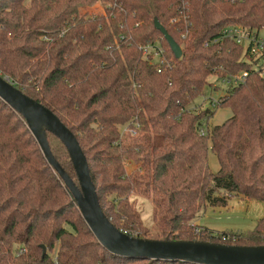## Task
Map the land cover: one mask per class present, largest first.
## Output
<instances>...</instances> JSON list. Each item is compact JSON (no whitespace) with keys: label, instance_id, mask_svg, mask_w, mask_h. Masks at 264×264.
Returning <instances> with one entry per match:
<instances>
[{"label":"trees","instance_id":"1","mask_svg":"<svg viewBox=\"0 0 264 264\" xmlns=\"http://www.w3.org/2000/svg\"><path fill=\"white\" fill-rule=\"evenodd\" d=\"M98 1L108 4L91 16ZM155 19L182 48L180 59ZM231 26L259 37L264 0H0V74L73 132L101 207L121 231L264 246V217L245 234L205 230L198 238L192 229L207 205L226 206L231 194L264 201V43L257 53L256 42L236 44L224 34ZM157 44L165 62L144 57ZM243 73L246 80L221 100L233 116L202 134L213 111L195 114L189 106L209 76ZM125 125L134 133H122ZM48 138L78 185L64 144ZM210 147L217 173L208 165ZM129 160L138 165L131 174ZM134 194L152 203L155 237ZM0 264L183 263L103 248L24 117L0 98Z\"/></svg>","mask_w":264,"mask_h":264},{"label":"water","instance_id":"2","mask_svg":"<svg viewBox=\"0 0 264 264\" xmlns=\"http://www.w3.org/2000/svg\"><path fill=\"white\" fill-rule=\"evenodd\" d=\"M155 28L167 40L177 59L182 48L158 19ZM0 98L21 114L36 138L45 159L59 174L70 191L89 229L98 243L113 255L150 261L183 264H264V246H232L206 241L156 240L128 235L105 215L93 183L87 158L73 132L48 108L17 88L0 74ZM61 140L67 149L78 177L77 185L55 159L48 134ZM44 254L46 247L42 246Z\"/></svg>","mask_w":264,"mask_h":264},{"label":"rangeland","instance_id":"3","mask_svg":"<svg viewBox=\"0 0 264 264\" xmlns=\"http://www.w3.org/2000/svg\"><path fill=\"white\" fill-rule=\"evenodd\" d=\"M108 3H103L98 1L93 7V13L90 12L91 16H94L96 12L104 9ZM81 9V13L84 15L85 10ZM264 34V31H261ZM241 46V45H240ZM243 46V45H242ZM247 42H244V47L246 48ZM151 51V49H149ZM145 58H147L144 55ZM152 60L154 61L155 59ZM157 60V59H156ZM218 75H212L208 78V84L204 89L203 96L195 99L193 103L189 106L195 114L204 113L206 110L213 111V115L209 119L204 120V131L207 132L209 129H213L226 120L233 116V112L228 107H221L222 98L230 93L232 89L228 84H225ZM119 129L122 133L129 132L131 129L125 125L120 126ZM131 132L134 133L132 130ZM208 165L212 173H217L220 170V165L215 153L211 151V147L208 151ZM126 172L128 174L133 173L138 170V165L133 161L129 160L126 164ZM112 196H109L110 199ZM131 200L133 201L136 208L139 210L141 215H143V220L145 224L151 228V236L155 237V231L157 227L152 220V203L149 199L133 195ZM264 217V201H259L255 199H248L242 196L231 194L227 196V205L222 207H214L207 205L200 213L198 219L192 223V229L194 235L198 238L202 236L203 231H211L214 234L221 235L223 233H228L226 235H231L232 233H248L252 231L257 222ZM125 233V232H124ZM134 237L141 236L142 233L139 231H133ZM196 237V238H197ZM140 238V237H139ZM162 240V239H161Z\"/></svg>","mask_w":264,"mask_h":264},{"label":"built area","instance_id":"4","mask_svg":"<svg viewBox=\"0 0 264 264\" xmlns=\"http://www.w3.org/2000/svg\"><path fill=\"white\" fill-rule=\"evenodd\" d=\"M224 34L226 37L232 39L238 45L244 46V42H247L246 48L250 46L252 42L253 43L256 42L257 45H255L254 48L252 49L254 53H257L260 50L259 46L260 45L262 46L264 43V38H263L264 34L260 33V36L258 37L256 32L247 31L240 26H231L229 28H226L224 31ZM149 49H151V51H149ZM144 55L148 58H152L150 56H153V59H155L154 61L161 62V63L165 62V59L164 60L161 59L164 56L163 48L158 44L155 48H151V47L146 48L144 51ZM246 77H247L246 73H243L240 75H229L227 78H223L222 81L225 84H228L231 88H233V87H236L242 84L246 80ZM201 133L205 134L206 132L204 130H201ZM229 238L226 237L224 238V240L229 239Z\"/></svg>","mask_w":264,"mask_h":264}]
</instances>
